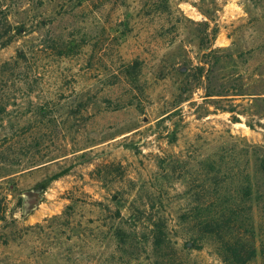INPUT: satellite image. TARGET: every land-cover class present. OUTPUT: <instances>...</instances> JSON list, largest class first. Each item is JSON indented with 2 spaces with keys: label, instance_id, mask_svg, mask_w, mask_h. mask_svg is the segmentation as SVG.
I'll return each instance as SVG.
<instances>
[{
  "label": "rangeland",
  "instance_id": "1",
  "mask_svg": "<svg viewBox=\"0 0 264 264\" xmlns=\"http://www.w3.org/2000/svg\"><path fill=\"white\" fill-rule=\"evenodd\" d=\"M263 156L264 0H0V264H264Z\"/></svg>",
  "mask_w": 264,
  "mask_h": 264
},
{
  "label": "trees",
  "instance_id": "2",
  "mask_svg": "<svg viewBox=\"0 0 264 264\" xmlns=\"http://www.w3.org/2000/svg\"><path fill=\"white\" fill-rule=\"evenodd\" d=\"M261 163L264 168V156L263 159H261ZM64 173L60 175H56L54 178H59L63 176ZM239 213H235L232 215H235ZM198 218H201L198 216ZM197 219V218H196ZM195 219V220H196ZM233 217H229L223 227L217 226V221L213 217L210 221H208L206 224L204 222H200L199 225L202 229H200L201 235H209L215 240H218L220 243V251L223 256V259L226 263L229 264H247L249 263L256 255L255 248L252 246L251 242H247L244 238L236 237V232L234 229V223ZM221 228H226L227 232L225 236H221ZM167 234L165 233V228L162 226L157 225L156 226V233H155V242H154V248L160 252V250L164 247V242L166 240ZM244 239V242H243ZM175 250V249H174ZM176 251H174V257L172 255V258L176 260Z\"/></svg>",
  "mask_w": 264,
  "mask_h": 264
}]
</instances>
